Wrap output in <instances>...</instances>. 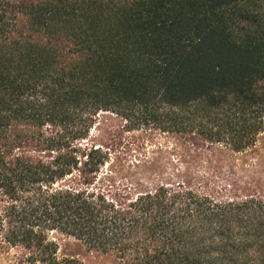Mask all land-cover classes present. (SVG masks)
Wrapping results in <instances>:
<instances>
[{
	"label": "trees",
	"instance_id": "obj_1",
	"mask_svg": "<svg viewBox=\"0 0 264 264\" xmlns=\"http://www.w3.org/2000/svg\"><path fill=\"white\" fill-rule=\"evenodd\" d=\"M109 115L165 140L130 177ZM0 251L264 264V0H0Z\"/></svg>",
	"mask_w": 264,
	"mask_h": 264
},
{
	"label": "rangeland",
	"instance_id": "obj_2",
	"mask_svg": "<svg viewBox=\"0 0 264 264\" xmlns=\"http://www.w3.org/2000/svg\"><path fill=\"white\" fill-rule=\"evenodd\" d=\"M105 142L111 149L112 162L120 177H130L136 170L135 163L145 156L153 155L156 145L164 144L159 134L142 130L123 131V119L109 115L102 119ZM15 251H0V264H13Z\"/></svg>",
	"mask_w": 264,
	"mask_h": 264
}]
</instances>
